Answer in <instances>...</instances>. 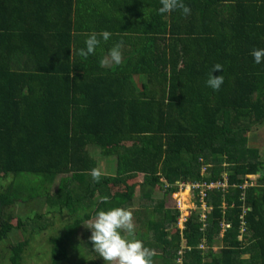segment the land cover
<instances>
[{
    "label": "trees",
    "instance_id": "16d2710c",
    "mask_svg": "<svg viewBox=\"0 0 264 264\" xmlns=\"http://www.w3.org/2000/svg\"><path fill=\"white\" fill-rule=\"evenodd\" d=\"M184 3L188 15L159 14V0H0V264H26L25 251L44 230L50 264L85 263L84 247L97 253L83 224L109 207L132 211L136 237L156 264H177L181 234L184 264H264V160L237 152L255 156L264 145V63L251 55L264 48V0ZM101 30L111 38L81 58L87 34ZM117 44L118 66L108 57ZM216 64L222 70L213 75L224 77L218 91L206 83ZM258 126V140L248 141ZM91 146L116 159L115 174L100 182L91 177L98 165ZM208 155L215 167L201 173ZM223 173L229 186L212 190L217 204L202 252L198 216L179 228L176 188L166 184L216 182ZM163 188L174 204L158 242L147 238L155 211L131 206L136 189ZM39 199L48 204L41 213L33 209ZM222 221L229 227L221 239ZM88 264L104 262L94 256Z\"/></svg>",
    "mask_w": 264,
    "mask_h": 264
},
{
    "label": "clouds",
    "instance_id": "9594fccd",
    "mask_svg": "<svg viewBox=\"0 0 264 264\" xmlns=\"http://www.w3.org/2000/svg\"><path fill=\"white\" fill-rule=\"evenodd\" d=\"M160 7L158 8L159 14L171 13L174 10H181L184 15H188L191 12L189 6L184 3V0H159ZM112 36V33L107 30H101L99 33L91 32L87 34L84 41V47L78 50V55L87 59L90 55H95L97 49L100 47L102 42H107ZM251 55L256 64L264 63V48H253ZM108 57L114 65H120L122 63V52L119 44L113 46L108 51ZM106 60H101V63H106ZM222 67L216 64L212 67L211 73L208 80L206 81L207 86L212 88L214 91H218L221 85L224 83V77L222 75H213L214 71H221ZM201 167V173L206 169ZM102 173L100 169L93 168L91 170V177L93 181L100 182ZM223 179L216 181L217 185L221 183H226V187L217 186L213 189H208L207 195L201 196L199 190L190 194L187 199H177L180 192L178 186L184 183H192V181H181L178 186H175L176 190L172 193L173 199L176 201L177 207L179 209V217L177 226L184 229L185 222L195 213L198 216V221L200 222V230L203 232L201 240L198 244V248L204 252L208 247L206 239V229L209 224L210 217L213 213L215 202L211 198L212 190L221 189L222 191L227 189L229 184L227 178L221 177ZM211 181V180H202ZM202 181H197L201 183ZM195 183V182H193ZM251 185L252 183L245 182L243 185ZM234 185V184H233ZM168 186V184H166ZM188 193V191H187ZM194 198V199H193ZM104 203H108L109 197L104 196L100 198ZM181 204V207L178 206ZM223 207H225V202H222ZM186 214V217L183 215ZM183 218L181 224L179 219ZM222 223H225L222 221ZM221 223V225H222ZM226 224V223H225ZM91 232L89 240L92 244V250L98 254L97 257L102 258L104 264H153L154 252L145 246L144 242L137 238L135 235V225L133 222L132 211L122 207H109L106 209H98L95 211L92 219L87 224H83ZM220 228L219 238L222 239L223 233ZM205 233V234H204ZM183 234L180 237V249L176 252L175 257H181V262L184 264V251L187 249L185 240H183ZM205 239L206 247L201 249L199 247L200 243ZM213 239V236H212ZM220 240V247L222 245V240ZM213 246H211L212 248ZM214 249V247H213ZM179 251H182L179 254Z\"/></svg>",
    "mask_w": 264,
    "mask_h": 264
},
{
    "label": "rangeland",
    "instance_id": "374dc122",
    "mask_svg": "<svg viewBox=\"0 0 264 264\" xmlns=\"http://www.w3.org/2000/svg\"><path fill=\"white\" fill-rule=\"evenodd\" d=\"M136 81H138L137 78H136ZM260 127L261 126L253 127L245 135V137L248 139V141L251 142V141H257L258 140L259 135L257 134L258 133L257 131L259 130ZM250 148H246L245 150L248 149V152H251ZM231 150L235 151V148L230 149V152L232 154ZM255 151H256V154H254L255 156H253L251 154L245 155L244 154V147L237 148V152H239V155L242 154L246 158V160H254V159L264 160V145L255 149ZM90 153L97 160V164H98L97 168L100 169L102 174H111V175L115 174L116 159L114 157H110V158L102 157L100 155V149L97 147H93V146L90 147ZM208 156L209 157L207 159H203L200 161V163L203 162L201 167H204V169H208V168L212 169L213 167H215L213 162H209V160H211V156L210 155H208ZM222 165H223V167L224 166H226V168L228 167V165H226L224 163ZM223 175H224V177H226L227 173H223ZM182 181L188 182L189 180H182ZM179 182H180L179 180L176 182L169 181L168 186H174V187L178 186L177 183H179ZM67 183H69V182H67ZM187 191H188V193H187ZM146 192H148V191H146ZM189 192H190V190H182L181 192L177 193L178 194L177 199H180V198L187 199L188 197L190 198ZM135 193H136V196L133 200V204L131 207L133 208V210H136V209L139 210V209L147 208V209H153L155 211L156 217L149 224V227L147 229V231H148L147 238L149 240H152V241L157 240L158 242H160L161 239H163V237L161 236L162 232L166 228L164 226L165 225V219H164L165 218V213H164L165 208L167 209L168 207H170L171 211H173V208H172L173 204H174L173 201L169 202V197L166 196V194H164V188L162 190H157V191L154 190L153 192L147 193V194L143 191H140L139 189H136ZM169 203H170V206H169ZM215 204H217V203H215ZM46 207H48V204L46 203V201H44L43 199L42 200L39 199L36 201V204H35V206H33V209L37 210V212L41 213V212L45 211ZM15 209H16L15 212L21 214L22 216H24L26 214L25 212H27V209L25 208L22 210L21 205H19V204L16 205ZM66 216H67V212L64 214V217H66ZM47 220L50 222V219H47ZM54 221H55V224H54L55 227L61 226V223L58 219H55ZM133 222L135 225V235H136V232L137 231L139 232L140 229L138 227L137 221L133 220ZM43 223H44V219H41L38 221H34L32 223L29 222L26 227H27V229H29L31 225H38V224H43ZM48 234H49V230H44L41 235H39L37 238L34 239L31 247L25 251L24 258H25L26 264H50L49 256H48L47 252L45 251L48 248L47 244H45V240H46V237ZM82 235H86V232H82L81 235L78 234V236L74 239V242L77 243V242L83 241ZM22 238H23V235H21V234L20 235H13L10 238V242L14 243L16 241L21 240ZM214 242L215 243L211 246L214 247L213 250L218 251L220 248V246H219L220 240L216 239V241H214ZM6 243H9V242L7 241ZM207 247L209 248V246H207ZM84 248L87 250L86 253L88 256H87V258H85L86 262L83 264H88L91 257L93 258L94 256L97 260H99V261L102 260V258L97 257L98 254L92 256V253L89 252L90 250L86 247H84ZM73 253H75V252H73ZM247 256H248V254H245L244 258H246ZM76 260H77V258H75V261ZM7 261L8 260H5V264H9ZM153 262H155V264H156L157 262L159 263V260L157 258H155V259H153ZM63 264H67V263H63ZM68 264H72V263H68Z\"/></svg>",
    "mask_w": 264,
    "mask_h": 264
},
{
    "label": "built area",
    "instance_id": "2783aa9c",
    "mask_svg": "<svg viewBox=\"0 0 264 264\" xmlns=\"http://www.w3.org/2000/svg\"><path fill=\"white\" fill-rule=\"evenodd\" d=\"M217 186L226 187V183H221L220 185H217L214 181H209V182L208 181H202L201 183H198V182L184 183V182H182L178 186V188H179L180 192L182 190H190L191 194H193L194 192H198V190H199L201 196L203 197V196L207 195L208 189H213ZM246 186H247V184L242 185V187H246ZM178 206L181 207V204L178 203ZM183 217H186V214H184ZM182 220H183V218L179 219L180 224H181ZM242 225H244V221H242ZM228 227H229V225L225 224V223H222V225H221L222 231H225L226 228H228ZM244 228L245 227H241L242 230H244ZM199 247L201 249H205V247H206L205 239L200 243ZM181 253H182V251H179V254H181ZM177 261H178L177 264H182L180 256L177 258Z\"/></svg>",
    "mask_w": 264,
    "mask_h": 264
},
{
    "label": "crops",
    "instance_id": "0c3cea01",
    "mask_svg": "<svg viewBox=\"0 0 264 264\" xmlns=\"http://www.w3.org/2000/svg\"><path fill=\"white\" fill-rule=\"evenodd\" d=\"M213 240H214V237H213ZM220 243V242H219Z\"/></svg>",
    "mask_w": 264,
    "mask_h": 264
},
{
    "label": "bare ground",
    "instance_id": "6f19581e",
    "mask_svg": "<svg viewBox=\"0 0 264 264\" xmlns=\"http://www.w3.org/2000/svg\"><path fill=\"white\" fill-rule=\"evenodd\" d=\"M185 193V192H184Z\"/></svg>",
    "mask_w": 264,
    "mask_h": 264
}]
</instances>
